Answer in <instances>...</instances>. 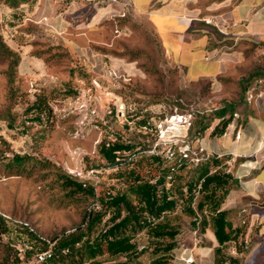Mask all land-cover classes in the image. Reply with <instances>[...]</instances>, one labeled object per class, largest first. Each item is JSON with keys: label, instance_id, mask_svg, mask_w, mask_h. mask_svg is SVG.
Wrapping results in <instances>:
<instances>
[{"label": "rangeland", "instance_id": "obj_1", "mask_svg": "<svg viewBox=\"0 0 264 264\" xmlns=\"http://www.w3.org/2000/svg\"><path fill=\"white\" fill-rule=\"evenodd\" d=\"M77 1L82 5L89 4V1L95 2L94 6L87 5L85 13L77 18L86 22V25L96 9L115 5L113 9L125 10L122 11L125 17L105 20L106 31L112 43V47L105 53L116 64H130L134 71L129 74V82L108 77L104 81L100 80L98 86L93 84L84 63L63 45L58 36L47 34L35 24V21L41 20V10L37 9L39 5H32L33 0L18 9L0 4V29L7 45L19 52L22 58L29 43L25 40L27 38L24 33H31L34 35L31 40V56L39 61V64L33 65V73H26L27 65L21 59L14 84L15 97L10 92L5 74L7 65L0 61V133L10 143L9 147H2L7 157L19 152L50 161L55 167L74 177L81 179L78 175H82L85 180L96 185L99 193L109 195L126 185L117 169H94L97 172L93 175L89 173L91 168L105 164L98 153L100 143L116 135L138 142L142 138L136 126L129 130L123 121L108 115L110 109L116 108L117 102L124 100L127 104H134L137 111H142L145 116L161 117L178 110L195 111L197 118L200 114L211 115L226 101H237L240 96V79L246 78L256 69L264 72V42H245L233 49L241 52V61L233 68L231 77L223 87H213L207 82L189 84L179 69L169 63L153 30L131 16L127 11L130 7L121 3L122 0ZM135 1L140 4L145 0ZM157 1L161 0H153ZM64 2L61 7H53L49 14L52 16L63 12L71 0ZM10 28L17 31L14 33L15 39L11 37ZM58 45L62 49H53L41 56L34 55ZM98 50L104 53L103 49ZM58 53L64 56L54 58ZM110 65L109 62L108 66ZM70 92L73 94L69 95ZM41 95L47 96L53 109L50 121L42 124L33 121L35 114L26 112ZM256 98L255 95L252 101ZM86 99L87 108L95 110L98 116L80 108L79 105ZM247 104V109L253 113V104L250 105L248 101ZM242 110L243 107L238 113ZM7 113L15 118V128L12 131L6 130L7 122L3 121V116ZM217 123L218 120L215 119L206 133L212 131ZM214 138L210 136L200 141L206 148L204 156L218 155L219 142ZM194 146L199 147L196 143ZM193 173L192 170L188 177ZM153 175L154 172L148 173V178L155 180ZM93 203V200L80 197L72 201L51 170L35 172L31 177H8L0 174V214L8 218L11 228L9 233L0 235V264H39L37 256L43 245L30 241L22 232L20 224L50 242L54 237L69 233L79 226L84 211ZM184 209L185 206L182 205L169 218L180 228L184 225L191 228L192 219ZM252 212L247 214L245 209L235 211V214L240 213L238 224L242 234L226 248L235 252L233 255L241 264H264V207L260 206L254 211L256 217L260 216V220L256 219L254 222ZM137 243L139 250L153 245L146 233L138 237ZM153 257L151 252H147L140 258V263L148 264Z\"/></svg>", "mask_w": 264, "mask_h": 264}, {"label": "trees", "instance_id": "obj_2", "mask_svg": "<svg viewBox=\"0 0 264 264\" xmlns=\"http://www.w3.org/2000/svg\"><path fill=\"white\" fill-rule=\"evenodd\" d=\"M29 1L0 0V4L18 9ZM120 20L126 21L124 18ZM220 36L224 43H230V39ZM53 49L60 50L62 46H53L34 55L41 56ZM65 53L67 54L66 51ZM62 56L64 55L58 53L53 57ZM21 59L20 53L7 45L0 29V61L7 65L5 74L13 97L16 96L14 84ZM261 76H264V72L256 69L246 78L240 79L239 99L224 102L211 115L200 114L196 118L194 111L193 125L189 131L190 140L193 143L203 140L215 119L218 123L210 133L212 137L225 135L232 124L237 128L245 126L252 114L247 109V93ZM241 107L243 110L238 113ZM26 112L35 114L33 121L41 124L49 122L53 116V109L46 95L39 96ZM112 116H115L114 110ZM3 121L7 122L6 130L12 131L15 128V118L11 114L3 116ZM9 144L0 133V174L8 177H31L35 172L51 170L72 201L77 197L94 201L84 211L79 226L69 233L54 237L50 242L20 224L22 232L30 241L42 243L39 252L49 253V257L39 264H141L139 259L147 252L155 257L149 264H168L169 254L178 246L176 240L181 234V228L170 220L169 215L175 214L182 205L185 206L184 212L192 219L191 225L199 228V234L205 233L209 227L213 228L222 246L216 249L217 256L222 255L225 244L237 241L242 234V230L234 228L229 220L233 211H221L230 192L238 184V180L229 172L230 156L212 155L196 164L186 160L172 172L163 153L146 152L148 142L127 140L116 135L114 141L105 139L98 146V153L105 164L91 168L117 169L121 172L120 177L126 181L125 187L108 195L99 193L96 185L90 181L74 177L55 167L50 161L19 152L7 157L2 147H9ZM192 170L194 173L188 177ZM150 172H154V182L148 178ZM168 175L172 176L170 181H167ZM10 230L8 218L0 214V235H5ZM143 233H146L153 245L139 250L137 239ZM29 244L33 247L32 243ZM226 261L235 262L233 259H224Z\"/></svg>", "mask_w": 264, "mask_h": 264}, {"label": "crops", "instance_id": "obj_3", "mask_svg": "<svg viewBox=\"0 0 264 264\" xmlns=\"http://www.w3.org/2000/svg\"><path fill=\"white\" fill-rule=\"evenodd\" d=\"M89 2V7L94 6L95 2ZM64 3V0H33L32 5H39L37 9L41 10V20L35 24L47 34L58 36L84 63L93 84L98 86L100 80L108 79L110 71L121 77L117 80L128 83L129 74L134 71L130 64H116L105 53L112 47L105 20L122 17L125 10L113 9L115 5L96 9L86 25L77 18L85 13L87 5L77 0H71L63 12L49 14L53 7H61ZM121 3L130 7L127 11L131 16L153 30L169 63L179 69L189 84L207 82L213 87H223L241 61V52L233 50L234 47L245 42H264V0H145L140 4L135 0H122ZM1 20L3 22V17ZM9 32L15 39L17 31L10 28ZM220 35L230 39V43H224ZM24 36L29 43L22 61L27 65L26 73H33V65L39 64L31 56L34 35L24 33ZM98 49H103L104 53ZM249 104H253V113L244 127L237 128L234 124L225 135L214 138L219 142L218 155L231 157L229 172L238 180L221 209L233 211L229 220L234 228H240L241 213L235 214V211L245 209L247 214L253 211L251 217L255 222L260 220L255 214L257 208L264 207V99ZM210 133H206L203 140L210 138ZM238 133L239 139L236 138ZM196 144L206 152L201 142ZM180 230L176 240L178 246L169 254L168 264H241L233 255L235 252L226 248L235 241L225 244L222 255H216V249L222 246L213 228L209 227L203 234L192 225L191 228L184 225ZM224 259L235 262H224Z\"/></svg>", "mask_w": 264, "mask_h": 264}, {"label": "built area", "instance_id": "obj_4", "mask_svg": "<svg viewBox=\"0 0 264 264\" xmlns=\"http://www.w3.org/2000/svg\"><path fill=\"white\" fill-rule=\"evenodd\" d=\"M122 17H125L123 14ZM110 77L120 79L115 71L109 72ZM247 101L250 103L254 96L256 99H264V78L257 79L247 93ZM90 100V99H89ZM88 100V101H89ZM87 99L79 105L81 109L88 110L92 115H96V111L87 108ZM115 117L123 121L129 130L136 126L142 136L141 141L149 143V148L146 152L163 153V157L169 167L170 171L174 172L183 161L190 160L193 163H199L209 155L204 156L205 152L201 147H195L194 143L190 140L189 131L192 128L194 120V112L192 111H178L173 113L164 114L161 117L145 116L142 111H137L134 104H127L124 100L117 102L114 109ZM113 110L108 111V115L112 116ZM158 115L159 113H155ZM237 116V115H236ZM234 125V124H232ZM231 125V126H232ZM240 138V133L236 135ZM115 137L109 138V141H114ZM99 144V143H97ZM162 147V150L159 148ZM163 151V152H162ZM222 157V156H219ZM94 169L89 173L94 174ZM82 180H85L82 175H78ZM172 179L171 175L167 176V181ZM155 180H152L154 182ZM47 257L48 252L40 253L37 256V261L41 263Z\"/></svg>", "mask_w": 264, "mask_h": 264}]
</instances>
